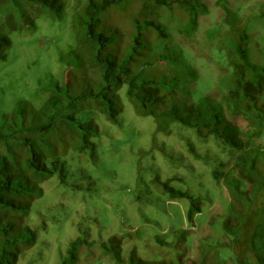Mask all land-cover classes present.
<instances>
[{"label": "trees", "instance_id": "trees-1", "mask_svg": "<svg viewBox=\"0 0 264 264\" xmlns=\"http://www.w3.org/2000/svg\"><path fill=\"white\" fill-rule=\"evenodd\" d=\"M207 11L202 0H0V62L6 60L11 35L63 29L58 73L38 79L34 87L23 84L18 95L0 97V264H18L23 251L35 245L38 230L47 227L41 212L44 182L56 179L64 189L82 188L76 176L86 178V170L69 167L81 154L95 164L102 133L90 116L97 110L119 124L123 87L135 114L151 117L156 132L170 135L178 124L233 154L231 168L221 162L223 171L211 175L234 199L228 204L234 222L220 217L218 237L204 243L222 261L264 264V102L259 104L264 66L251 61L234 34L226 45L219 43V58L226 67L218 79L221 97L203 94L191 99V85L200 77L162 21L181 15L180 28L188 36ZM119 16L128 19V30ZM225 110L241 114L245 127L229 122ZM187 146L192 155L206 160L189 139ZM156 185L171 199H189V221L201 213V194L185 195L168 180L157 179ZM181 233L176 236L184 239L185 231ZM123 238L112 235L100 242L101 252L115 264H150L135 248L125 258ZM159 240L162 247L168 242ZM91 243L76 236L57 264H80L79 247ZM157 257L154 264H175Z\"/></svg>", "mask_w": 264, "mask_h": 264}, {"label": "rangeland", "instance_id": "rangeland-1", "mask_svg": "<svg viewBox=\"0 0 264 264\" xmlns=\"http://www.w3.org/2000/svg\"><path fill=\"white\" fill-rule=\"evenodd\" d=\"M202 1L208 11L198 16L196 30L190 35L186 36L180 28L181 15L162 21L173 35L172 42L186 49L200 77L191 85L195 89L191 99L203 94L220 98L218 79L225 75L226 67L219 58V48L226 45L225 40L237 34V43L248 50L251 61L264 66V0ZM202 9L200 6L199 11ZM119 22L123 29H129L128 19L120 17ZM186 22L183 20L184 26ZM62 37L60 28L50 33L38 29L11 35L12 44L5 49L6 60L0 62V97L15 92L18 95L25 88L23 84L34 87L38 79L58 73L57 53L62 48ZM124 91L123 87L120 94L124 107L119 124H112L97 110L90 116L102 133L98 157L92 164L88 154H81L69 167L70 171L78 165L86 170V178L76 176L82 188L64 189L56 179L42 184L45 208L41 212L47 227L38 230L35 245L23 251L18 264H57L60 253L78 235L92 242L79 247L80 264H115L100 248V242L112 235L124 237L125 258L135 248L150 264L159 260L157 255L175 264H180L178 259L182 264H233L218 259L204 243L218 237L215 227L220 217L227 216L229 222H234L228 211V204L234 199L222 181L213 180L211 175L213 171H223L221 162L231 168L233 154L211 138L199 140L193 131L181 129L178 124L170 135L156 132L151 117L135 114ZM263 102L264 92L259 104ZM225 113L229 122L241 128L247 124L241 114L228 110ZM188 139L206 160L189 152ZM157 179L168 180L170 186L185 195L201 194V213L189 221V199L169 198L156 185ZM182 230L184 239L177 238ZM159 239L168 242L162 247Z\"/></svg>", "mask_w": 264, "mask_h": 264}]
</instances>
